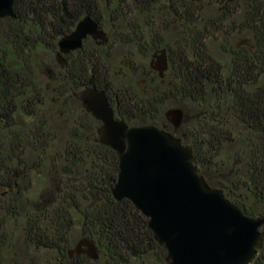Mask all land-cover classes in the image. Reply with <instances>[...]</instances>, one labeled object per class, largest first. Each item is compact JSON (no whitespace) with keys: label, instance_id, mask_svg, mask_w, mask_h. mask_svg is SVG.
Here are the masks:
<instances>
[{"label":"trees","instance_id":"1","mask_svg":"<svg viewBox=\"0 0 264 264\" xmlns=\"http://www.w3.org/2000/svg\"><path fill=\"white\" fill-rule=\"evenodd\" d=\"M234 4L239 7L230 8ZM213 5L214 0L15 1L17 18H3L9 27L0 32V264L15 252L13 226L20 227L25 248L55 253L47 264H167L148 218L131 200L113 196L119 158L97 140L100 122L76 96L86 87L104 89L116 117L130 125L159 124L170 101L196 106L194 121L180 136L191 144L200 172L246 215H264V0H224L215 15L207 16ZM172 12L182 28L180 41L165 42L157 29L138 34V19L149 21V29L157 27L156 13ZM86 15L102 27L107 18L112 26L125 22L112 42L138 46L146 56L166 48L165 76L151 65L152 77L144 70L139 76L133 64V81L115 88L110 38L105 44L94 40L91 48L88 37L65 55L67 65L55 60L58 96L78 103L83 121L62 148L47 116L26 134L15 133L10 121L16 113L36 119L45 105L37 76L40 60L56 54L59 39ZM220 37L224 61L208 49V41ZM146 76L149 95L140 83ZM35 179H46L51 190L30 198L29 183ZM24 180L29 183L22 185ZM78 225L80 237L95 240L97 260L85 254L70 258V234ZM262 262L264 245L252 263Z\"/></svg>","mask_w":264,"mask_h":264},{"label":"water","instance_id":"2","mask_svg":"<svg viewBox=\"0 0 264 264\" xmlns=\"http://www.w3.org/2000/svg\"><path fill=\"white\" fill-rule=\"evenodd\" d=\"M16 0H0V18H17ZM232 1V0H228ZM88 37L105 44L109 36L89 15L58 41L56 61L80 49ZM151 67L164 77L169 68L166 48L155 52ZM83 109L100 122L97 140L119 158L115 199H129L148 218L154 239L167 254V264H251L264 245V215L248 216L220 187L200 172L191 144L176 135L184 120L180 107L164 112L173 131L156 124L130 125L116 117L104 89L86 87L76 94ZM70 258L86 254L97 260L94 239L78 240Z\"/></svg>","mask_w":264,"mask_h":264},{"label":"rangeland","instance_id":"3","mask_svg":"<svg viewBox=\"0 0 264 264\" xmlns=\"http://www.w3.org/2000/svg\"><path fill=\"white\" fill-rule=\"evenodd\" d=\"M224 0H214V5L212 9L207 12V16H213L216 14V11L218 8H221L223 5L222 3ZM239 7L238 4L232 5L230 8L234 9ZM167 16V18H165ZM165 17L162 16L161 13H156L153 17L155 18L154 21L157 23V27L154 25L153 28L147 29V22L143 20L142 18L138 19L136 23L139 24V28L137 30L140 31L138 34H142L141 32H146L145 35L152 34L154 31L153 29H157L160 31L161 36L163 37V40L169 44H174L177 41H180L182 38V28L180 27V21L178 19V15L170 13L169 15H166ZM104 30L108 33V36L110 38V42L108 45V51L110 52V68L112 72V79L114 80L115 88L116 87H123L126 83L131 82L132 78L130 77V66L134 64V67L138 69L139 76H141L142 70L145 72L148 71V67L150 65L152 54L150 56H146L145 54H142L143 50L140 49L138 46H129L120 44L117 40L115 42H112L111 39L117 38L118 39V33L122 32V28H124L125 22L120 21L114 22L113 25H108V18L104 20ZM165 22V23H163ZM119 26V28H118ZM9 27V23L5 19L0 20V32L4 31V29H7ZM129 29V28H127ZM149 30V31H147ZM123 32H127L130 34H133L132 32H129V30H123ZM120 34V33H119ZM221 36V35H220ZM238 38V37H237ZM208 41V49L214 53L215 57L218 59L224 61L225 55H222V53L218 50L219 49V41ZM2 40V39H0ZM94 46V40H89L88 47L93 48ZM56 54H53V56H46L42 58L39 62V69H37V76H38V82L39 85L44 88V101L45 105L40 109L39 116L35 118H28L24 116L22 113H16V117H14L10 122L12 124V130L15 131V133L19 134H26L31 128H33L35 125L39 124L41 122V118H45L46 116L49 118L50 123L52 125V130L57 135V147L62 148V145H64L65 141L70 137V133L75 125H77L79 122H82L84 119V115L81 112V106L78 103L75 102H64L63 98L58 96L57 88L60 86V82L58 80V67L56 66L57 62L56 60ZM131 58V60H129ZM149 77H152L153 74L147 72ZM148 76L147 81L141 80L140 83L141 86L145 89L144 94H148V90H151L152 85H145V83L148 82ZM141 78V77H139ZM133 81V80H132ZM135 81V80H134ZM148 84V83H147ZM146 86V87H145ZM162 89V86H161ZM149 95V94H148ZM172 107H180L184 110L185 113V119L188 121L181 125V127L178 129L176 135L180 136L181 134H184L188 132L189 126L194 121L198 108L194 105H191L189 103H181L179 101H170L166 105V110L168 108ZM165 110V111H166ZM185 120V121H186ZM184 121V120H183ZM155 124V123H154ZM159 127L161 125H166L168 130L173 131L172 125L167 121L165 116H162V120L159 124ZM5 131H3L4 134ZM2 133V132H1ZM213 176V175H212ZM214 177V176H213ZM22 185H27L29 182L27 180H24L20 182ZM33 183V187L31 189L30 198L39 196L41 193H47L48 190H51V188H47L48 182L46 179L42 181V179H35L32 182L30 181L29 184ZM213 186V185H212ZM257 209L261 208L259 205H256ZM13 229L17 232L18 236L15 240V246L14 249L15 252H10V254L6 257L4 264H47L49 260L54 258L55 253L52 252H46L43 250H36L32 246L30 248H25L24 246V239L20 232L19 226H13ZM18 230V231H17ZM81 229L78 226H75L70 234L71 237V248H73L79 239H81ZM151 260V259H150ZM137 264V263H133ZM256 264V263H252ZM260 264H264L263 262Z\"/></svg>","mask_w":264,"mask_h":264},{"label":"flooded vegetation","instance_id":"4","mask_svg":"<svg viewBox=\"0 0 264 264\" xmlns=\"http://www.w3.org/2000/svg\"><path fill=\"white\" fill-rule=\"evenodd\" d=\"M107 34H108V33H107ZM93 40H94V39H93ZM95 41H96V40H95ZM97 42H98V41H97ZM98 43H99V42H98ZM107 96H108V94H107ZM114 111H115V110H114ZM115 114H116V113H115ZM85 255H86V254H85ZM75 256H77V255H75ZM75 256H74V257H75ZM86 256H87V255H86ZM74 264H76V263H74Z\"/></svg>","mask_w":264,"mask_h":264}]
</instances>
